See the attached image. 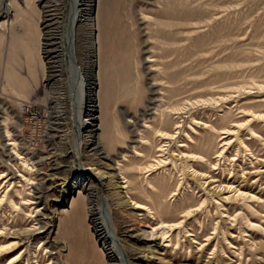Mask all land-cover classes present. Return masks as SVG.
<instances>
[{
    "label": "rangeland",
    "instance_id": "1",
    "mask_svg": "<svg viewBox=\"0 0 264 264\" xmlns=\"http://www.w3.org/2000/svg\"><path fill=\"white\" fill-rule=\"evenodd\" d=\"M91 3L75 50L96 119L79 138L68 56L47 81L45 44L72 0H0V264H123L89 189L124 264H264V0Z\"/></svg>",
    "mask_w": 264,
    "mask_h": 264
},
{
    "label": "bare ground",
    "instance_id": "2",
    "mask_svg": "<svg viewBox=\"0 0 264 264\" xmlns=\"http://www.w3.org/2000/svg\"><path fill=\"white\" fill-rule=\"evenodd\" d=\"M91 1L92 0H72V7L69 13V22L67 23L66 32L59 34L56 31L48 30L45 43L46 52L50 57L47 81L56 80L61 56L63 53L68 56L71 80L78 95L76 131L80 135L79 138L83 131L89 132L94 130V121L96 119L93 105H91V101L93 100V66H91V62H89L90 52H86L85 59L87 62L83 68L78 63L75 50L76 25L79 22H93ZM63 39L67 43V47L64 51L61 48V41ZM83 117L85 118L83 119ZM88 142L94 143V140L89 139ZM80 150L81 145L79 144V147L77 148L78 158L80 156ZM82 173L83 172H81V175ZM102 177L103 175L100 176V178ZM73 186L72 183L68 184L70 190H72ZM96 199L95 190L89 189L87 191V211L90 216L96 239L100 242L102 248L110 259L114 258L124 264V252L118 239L115 238V228L109 222V212L106 207L101 204L99 205ZM163 228L164 226L153 228L150 231V235L154 238L159 236L160 238L165 239L166 232H163ZM158 233L159 235L157 236Z\"/></svg>",
    "mask_w": 264,
    "mask_h": 264
},
{
    "label": "built area",
    "instance_id": "3",
    "mask_svg": "<svg viewBox=\"0 0 264 264\" xmlns=\"http://www.w3.org/2000/svg\"><path fill=\"white\" fill-rule=\"evenodd\" d=\"M26 110H28V109H26Z\"/></svg>",
    "mask_w": 264,
    "mask_h": 264
}]
</instances>
